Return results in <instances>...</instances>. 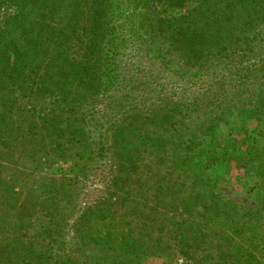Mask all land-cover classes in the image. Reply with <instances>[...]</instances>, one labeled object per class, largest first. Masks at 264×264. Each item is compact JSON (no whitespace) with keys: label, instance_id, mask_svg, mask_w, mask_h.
I'll return each mask as SVG.
<instances>
[{"label":"trees","instance_id":"obj_1","mask_svg":"<svg viewBox=\"0 0 264 264\" xmlns=\"http://www.w3.org/2000/svg\"><path fill=\"white\" fill-rule=\"evenodd\" d=\"M127 48L182 81L184 104L205 116L198 130L183 126V105L144 112L145 87L168 83L120 60ZM254 92H264V0H0V161L11 160L0 177V264H142L161 252L164 264H264V128L245 151L221 146L214 130L239 110L264 115L262 100L232 104ZM224 99L233 109L207 116ZM227 160L255 179L254 199L230 185L216 192L208 172ZM164 162L165 193L144 170ZM104 164L98 198L69 209L74 187ZM24 184L38 202L18 218ZM149 204L135 222L127 215ZM34 227L51 244L67 236L61 256L33 242Z\"/></svg>","mask_w":264,"mask_h":264},{"label":"rangeland","instance_id":"obj_2","mask_svg":"<svg viewBox=\"0 0 264 264\" xmlns=\"http://www.w3.org/2000/svg\"><path fill=\"white\" fill-rule=\"evenodd\" d=\"M118 1V0H117ZM134 2H140L144 3V0H133ZM122 4V9L123 12L125 13H130L131 11H134V7L132 5L125 4L124 2H120ZM140 8V6H139ZM137 8V10H139ZM125 16L121 17L122 19V24H126V21L129 19H123ZM131 46V44H129ZM120 60H124L128 62L129 60H132L131 62L135 68L138 66L141 68L139 69V72L146 73L148 76L149 71H155V73H163L164 78L162 79V82L168 83L167 88L165 91L160 90L157 88V92L151 91V89L154 88L153 85H147L145 88H148L145 92H141L139 96V101L142 103H145L142 105L144 112L147 109H164L165 107H172L173 105H183L182 110V120H183V126L187 131H193L195 132L196 130L199 129V126H201V123L204 122L205 116H202L203 114H200L196 111H193V107L189 106V104H184L183 102V95L181 92V85L182 81H177L172 78V76L167 72L163 71L161 67L154 66L153 62L150 60H147L145 57V54H141L138 52H135L132 48H127L125 51V55H122L120 57ZM155 65H158L155 63ZM134 68V69H135ZM176 69H174L175 71ZM257 69H252V74L257 73ZM173 79V80H172ZM163 83H161L162 85ZM249 85H252L251 83L248 82ZM142 89V88H140ZM172 95H175L174 97ZM247 96V95H246ZM243 96L244 101H242L240 98H232V104H235L236 102L239 103L241 108L244 107H256L255 105L259 100H262V107H264V92L263 93H258L254 92L253 94L249 96ZM231 97H228L227 99H230ZM168 100V101H167ZM226 99L220 102L223 103ZM138 102V103H140ZM230 107H229V106ZM232 108L231 102L226 100V102L223 104L221 108L214 109V107L209 108L208 111L212 112L207 114V116H222L224 117L225 114H228L227 111H230ZM233 109V108H232ZM239 110L238 112L232 113L230 116H227L225 118L224 123H220L218 120L217 122V127L214 129L216 135L218 136V142H220V145L223 146L225 142H223L226 139H231L235 142L236 149H240L241 151H245V148H247L246 143L248 140L255 139L258 137L259 131L263 130L264 128V115H261L259 118H255L254 116L248 117V116H242L240 114ZM264 112V108L262 110ZM215 114V115H214ZM200 117V118H199ZM214 122V124L216 123ZM205 128H202L200 130L199 136L202 135V137L205 135ZM260 139V138H256ZM221 146L219 148H221ZM228 147L230 148V144H228ZM6 160L0 161V177L1 179H6L9 175V167L11 166V160L8 158V156L5 158ZM169 162H164L159 168L156 169V166H152L150 170L144 168L145 172L148 173L147 178H152L150 182H156L158 184H161V188L165 193L166 186L169 181L165 180L163 177L164 173L169 169L170 166H167ZM240 164L239 161H234V160H227L225 162H221L218 165H215L212 169V171L208 172V175L214 179H216V192H219L222 190V188L225 186H229L233 188V192L237 195H247L251 200L255 198V195L253 193L247 192V190L254 185L255 179L252 177H247L245 174L244 170L238 169L237 166ZM108 164H104L100 169H96L94 172L93 177H91L90 181L85 184H79L77 188L74 187V198L78 199H71V203L67 205L69 209L75 208V204L81 200V205L84 207L90 203H92L94 200H96L99 196V194L103 191V185L106 183V181L110 177V173L108 172V167H106ZM149 171H154V177H152L149 173ZM156 171L160 174L157 175ZM176 180V179H175ZM178 184H185V179L183 181L177 180ZM176 187V186H175ZM155 189L156 187L153 186L151 191L149 192L147 196L148 198L150 197V201L153 203L152 197L155 195ZM22 190H23V199L24 201L22 202V209L21 211H17L14 213V215L18 218L20 217H25L31 215V213L34 211V208L36 207V203L38 202V195L34 196H29L28 193V187L26 184L22 185ZM175 189H172V191ZM80 192V193H79ZM163 192H160L157 194V198H155L154 202L156 203L157 207L155 206L154 210L156 209V212L162 211L161 209V204L163 203L162 200L164 199V194ZM79 195V196H78ZM141 203V202H140ZM151 203V205H152ZM151 205L149 204L148 207H142L140 206L138 209H134L133 207L129 210V214H127L131 220L134 221V219L139 218V215L146 214L149 209L151 208ZM68 209V210H69ZM66 211L65 214H69V211ZM134 210L137 211V214L135 215ZM132 213H134L135 216H132ZM148 214V213H147ZM155 217L159 215H154ZM135 217V218H132ZM70 218H74L70 217ZM69 218V219H70ZM60 219V217L58 218ZM57 219V220H58ZM246 221L250 224L254 223V220L251 218H246ZM135 222V221H134ZM255 224V223H254ZM262 229L264 231V223L262 226ZM48 229H44V231H47ZM41 233V236L38 238V240H35L33 242H37L39 245L41 243L45 244V252H47V255H59L61 256L62 251L65 249V244L68 241L67 236L63 238H58L57 241H54L53 244H51L46 238L47 235L43 231L42 228H32L30 229L29 234H32L34 232ZM7 245L5 246V249H10L12 250L14 245L11 241L6 242ZM162 254H153L149 256L148 258H145L142 264H164L166 260L169 259V255L167 252H161Z\"/></svg>","mask_w":264,"mask_h":264}]
</instances>
